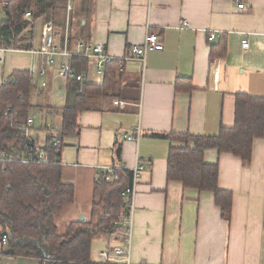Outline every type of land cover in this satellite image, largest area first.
<instances>
[{
	"label": "crops",
	"instance_id": "obj_1",
	"mask_svg": "<svg viewBox=\"0 0 264 264\" xmlns=\"http://www.w3.org/2000/svg\"><path fill=\"white\" fill-rule=\"evenodd\" d=\"M61 1L50 18L35 23L33 48L2 47L10 51L0 54V82L27 71L33 94L43 96L50 88L64 99L45 108L38 130L33 110L29 116L35 119L31 136L40 147L49 140L63 142L62 180L75 187V202L63 213L90 221L100 167L122 165L131 170L143 162L134 210L122 209L132 221L134 263L264 264V139L255 140L248 167L232 154L205 152L207 163L219 165V188L233 194L231 216L225 219L212 192L185 188L168 179L170 151L181 144L157 136L215 137L222 127L234 126L238 94L264 98V0ZM46 23L54 26L53 46L60 51H74L78 43H98L113 62H119L151 32L160 36L164 49L148 53L145 62L125 61L122 71L112 75L108 92L88 99L78 113L77 133L62 136V109L69 103L70 86H103L111 74L106 70L99 83L94 73L97 62L81 58L72 65L80 74L90 73L88 82L62 81L53 68L46 77H33L44 59L30 51L40 49ZM211 33L218 34L214 41ZM223 39L225 57L212 60V47ZM244 40L248 48L243 47ZM61 61L59 57L57 63ZM48 116L59 118L60 124L50 123ZM113 233L100 234L93 241L94 264L123 262L113 248L123 243L124 233ZM3 245L0 242V264H40L34 258L4 255Z\"/></svg>",
	"mask_w": 264,
	"mask_h": 264
},
{
	"label": "trees",
	"instance_id": "obj_2",
	"mask_svg": "<svg viewBox=\"0 0 264 264\" xmlns=\"http://www.w3.org/2000/svg\"><path fill=\"white\" fill-rule=\"evenodd\" d=\"M3 2H8V6L0 18V46L23 49L33 48L35 23L49 17L62 5L61 0H0V10ZM28 12L31 19L26 18ZM225 52L223 39L212 47L211 59L224 58ZM107 68L111 80L103 86H70L69 103L62 109V136L77 133V116L85 109L88 99L108 92L112 75L120 71L119 62L109 63ZM189 89H192L190 84ZM33 90L32 77L27 71L13 73L0 87V148H18L26 143L28 138L24 137L22 129L34 109ZM157 136L181 144L170 151L168 179L181 182L185 188L212 192L223 217L230 219L233 194L219 188V165L207 163L204 155L211 149L220 154L229 153L248 167L255 140L264 139V98L238 94L234 126L222 127L215 137L178 133ZM51 142L49 140L43 149L51 160H58V148ZM58 162L40 165L0 162V242L3 236L8 237L3 254L34 258L40 264H94L91 259L93 241L100 234L115 231L113 223L125 206L121 193L131 184L132 174L117 172L118 182L98 180L91 220L72 222L60 234L56 217L73 206L75 187L63 182Z\"/></svg>",
	"mask_w": 264,
	"mask_h": 264
},
{
	"label": "built area",
	"instance_id": "obj_3",
	"mask_svg": "<svg viewBox=\"0 0 264 264\" xmlns=\"http://www.w3.org/2000/svg\"><path fill=\"white\" fill-rule=\"evenodd\" d=\"M72 1V0H68ZM8 2H3L2 10L6 13V7ZM245 5L239 4V9H244ZM72 6H69V10ZM27 18L31 17V13L26 14ZM55 28L52 23H46L43 27L41 36V47L38 51H30L33 54L41 55L44 59V63L40 69L32 72V76L46 77L48 74V69L53 68L56 78L65 81H78V82H88L90 73L86 71L85 73H78L73 65L72 61L74 59H88L95 60L97 62L94 73L97 77V81L100 83L102 78H104L109 63H112L114 59L106 53L105 48L98 43H78L76 50L74 51H60L54 48ZM217 33L210 34V40L214 41L217 38ZM244 48L249 47L247 40L242 42ZM164 49V43L161 41L160 36L157 33H149L145 41L141 45H134L129 48V53L123 59L119 60L120 71H122L123 64L125 61H141L145 62L146 56L150 52L162 51ZM10 50L0 47V54L8 53ZM61 57L62 61L58 64L57 59ZM9 78H4L1 80L0 86L6 84ZM47 83L43 82L42 87H46ZM35 119L33 117H28L22 132L26 139V143L18 148L2 149L0 148V162L4 163H18L22 165L31 164H49L57 163L61 155V148L63 142L56 139L52 142L54 148H58L56 151V159L51 160L47 151L40 147L35 140L32 138V131L34 129ZM129 141H137L138 137L125 136ZM60 148V149H59ZM61 162H58L60 164ZM145 169V163L139 162L131 170H127L125 166L122 165H111L102 166L100 170L102 171L99 180H106L108 182H118L119 177L116 173L119 171H130L132 173V183L129 185L122 193V198L126 201L125 209L130 211L134 210V201L137 193L138 181L141 173ZM4 170V169H3ZM115 229L113 235L118 233H124L123 243L116 245L113 248V253L116 257L122 259L121 264H137L131 260L130 248H131V236H132V221L131 218L126 217L125 212L121 211L118 219L113 223ZM8 237L3 236L2 243L7 244Z\"/></svg>",
	"mask_w": 264,
	"mask_h": 264
},
{
	"label": "rangeland",
	"instance_id": "obj_4",
	"mask_svg": "<svg viewBox=\"0 0 264 264\" xmlns=\"http://www.w3.org/2000/svg\"><path fill=\"white\" fill-rule=\"evenodd\" d=\"M0 16H2V12L0 11ZM3 18V16H2ZM5 76H7V74H5ZM64 101V99H58L57 96H55L52 92L51 89L48 88L45 92V94L43 96L39 95L36 93L33 94V104L36 105V108L33 109L32 114L36 117V125L37 128L35 130L39 129V126L41 125V123H43V119H42V115L45 114L46 110L45 108L50 107V106H54L56 104H58V102H62ZM42 106L43 109H39V107ZM48 121L50 123H54L56 125L60 124V120L58 118V120L55 119L54 116L49 117L48 116ZM35 132L33 131V136H34ZM40 138H38L39 140ZM87 214H89V212L87 211ZM74 216V215H73ZM71 217L70 213H62L60 215H58L56 217V224L59 228V233L63 234L66 230V226L69 224V222H71V220H77L75 217ZM75 218V219H72ZM79 220V219H78ZM77 220V221H78ZM97 240L94 243L93 248H97Z\"/></svg>",
	"mask_w": 264,
	"mask_h": 264
},
{
	"label": "water",
	"instance_id": "obj_5",
	"mask_svg": "<svg viewBox=\"0 0 264 264\" xmlns=\"http://www.w3.org/2000/svg\"><path fill=\"white\" fill-rule=\"evenodd\" d=\"M79 222L84 223L85 219L82 218V219L79 220Z\"/></svg>",
	"mask_w": 264,
	"mask_h": 264
}]
</instances>
